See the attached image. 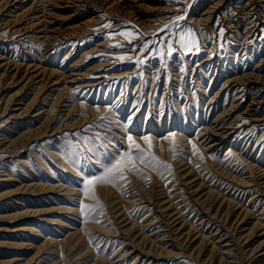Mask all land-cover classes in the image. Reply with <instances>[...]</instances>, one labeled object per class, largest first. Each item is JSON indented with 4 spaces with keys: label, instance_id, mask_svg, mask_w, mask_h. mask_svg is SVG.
Returning <instances> with one entry per match:
<instances>
[{
    "label": "rangeland",
    "instance_id": "obj_1",
    "mask_svg": "<svg viewBox=\"0 0 264 264\" xmlns=\"http://www.w3.org/2000/svg\"><path fill=\"white\" fill-rule=\"evenodd\" d=\"M262 117L264 0H0V264H264Z\"/></svg>",
    "mask_w": 264,
    "mask_h": 264
},
{
    "label": "bare ground",
    "instance_id": "obj_2",
    "mask_svg": "<svg viewBox=\"0 0 264 264\" xmlns=\"http://www.w3.org/2000/svg\"><path fill=\"white\" fill-rule=\"evenodd\" d=\"M255 20H256V19H255ZM254 22H255V21H254ZM250 25H251V23H250ZM254 26H255V24H254ZM254 26H253V27H254ZM257 26L259 27V25H257ZM255 28H256V27H255ZM252 32H253V31H252ZM255 32H256V31H255ZM255 32H254V33H255ZM249 33H250V32H249ZM245 48H246V47H245ZM262 60H263V57H262ZM258 61H259V60H258ZM242 69H243V68H242ZM242 69H241V70H242ZM250 69H252V68H250ZM257 69H258V68H257ZM15 70H16V69H15ZM243 70H244V69H243ZM245 70H246V69H245ZM239 71H240V70H239ZM247 72H248V71H247ZM245 73H246V72H245ZM245 73H243V74H245ZM249 73H251V71H250ZM246 74H247V73H246ZM240 75H241V74H240ZM240 75H239V76H240ZM251 75H252V74H251ZM233 76H234V75H233ZM241 76H242V75H241ZM241 76H240V78H241ZM235 78H236V77H235ZM242 78H243V77H242ZM42 79H43V78H42ZM230 79H231V78H229V80H230ZM233 80H234V79H233ZM237 80H239V79H237ZM242 80H243V79H242ZM242 80H240V81H242ZM40 81H41V80H40ZM224 81H226V80H224ZM247 81H248V80H247ZM70 82H71V81H70ZM227 82L230 83V81H227ZM231 82H232V80H231ZM39 83H40V82H39ZM42 83L45 84L43 81H42ZM223 83H224V82H223ZM223 83H222V84H223ZM225 83H226V82H225ZM237 83H238V82H237ZM243 83H244V80H243ZM253 83H254V82H253ZM255 83H256V82H255ZM99 84H100V83H99ZM99 84H98V85H99ZM227 84H228V83H227ZM88 85L91 86L90 83L87 84V87H88ZM242 85H243V84H242ZM40 86H41V84H40ZM44 86H45V85H44ZM93 86H94V85H93ZM223 86H225V85H223ZM223 86H221V87H223ZM38 87H39V86H38ZM226 87H227V86H226ZM235 87H236V86H235ZM249 87H250V86H249ZM249 87H248V89H249ZM257 87H258V85H257ZM92 88H93V87H92ZM232 88H234V86H233ZM38 89H39V88H38ZM41 89H42V87L40 88V91H41ZM242 89H244V87H243ZM252 89H253V87H252ZM254 89H256V88H254ZM254 89H253V91H254ZM42 90H43V89H42ZM236 90H237V89H236ZM234 91H235V90H234ZM248 91H249V90H248ZM38 92H39V91H38ZM255 92H256V91H255ZM34 93H35V92H34ZM36 93H37V91H36ZM36 93H35V94H36ZM35 94H34V96H33V94H32V98H31V100L33 99V97L35 98ZM37 94H38V93H37ZM234 94H235V93H234ZM245 94H246V93H245ZM249 94H250V92H249ZM38 95H39V94H38ZM241 95H242V94H241ZM247 95H248V94H247ZM40 96H41V95H40ZM251 96H252V95H251ZM42 97H43V96H42ZM56 98H57V97H56ZM251 98H252V97H251ZM12 99H13V98H12ZM12 99H11V100H12ZM35 99H36V98H35ZM41 99H42V98H41ZM14 100H16V99L14 98ZM250 100H251V99H250ZM19 101H20V100H19ZM19 101H18V103H19ZM37 101H38V99H37ZM46 101H47V100H46ZM54 101H55V99H54ZM54 101H53V102H54ZM7 102H9V99H7V100L5 101V103H3V104H6ZM50 102H51V101H50ZM55 102H56V101H55ZM248 102H249V101H248ZM20 103H21V102H20ZM33 103H35V102H33ZM57 103H58V101H57ZM57 103H56V104H57ZM238 103H240L239 100H238ZM27 104H28V102L26 103V105H27ZM49 104H50V103H49ZM53 104H55V103H53ZM248 104H249V103H248ZM23 105H24V104H23ZM27 106H28L27 108L29 109V104H28ZM51 106H52L53 108L55 107V106H53L52 104H51ZM235 106H236V105H235ZM246 106H248V105H246ZM23 107L25 108V109H23V110H25V112H26V110H27L26 106H23ZM31 107H32V106H31ZM41 109H42V107H41ZM54 109H55V108H54ZM236 109H237V108H236ZM245 109H246V108H245ZM245 109H244V110H245ZM43 110H44V108H43ZM41 111H42V110H41ZM50 111H51V110H50ZM52 111H53V110H52ZM52 111H51V112H52ZM44 112H45V111H44ZM53 113H54V112H53ZM47 114H48V110H47ZM13 115H14V114H13ZM15 115H16V114H15ZM45 115H46V114H45ZM57 115H58V114H57ZM47 116H49V115H46L45 117H47ZM226 116H227V115H226ZM52 117H53V116H52ZM213 117H214V116H213ZM224 117H225V116H224ZM50 118H51V117H50ZM54 118H55V117H53V119H54ZM207 118H208V117H207ZM262 118H264V117H262ZM262 118H261V119H262ZM45 119H46V118H45ZM230 119H231V118H230ZM252 119H253V118H252ZM55 120H57V119H55ZM62 120H63V119H62ZM210 120H211V119H210ZM52 121H53V120H52ZM59 121H60V120H59ZM208 121H209V120H208ZM49 122H50V120H49ZM49 125H50V124H49ZM238 125H239V124H238ZM249 125H250V124H249ZM210 126H211V125H210ZM232 126H233V125H232ZM220 127H221V126H220ZM236 127H237V126H236ZM246 127H247V126H246ZM246 127H244V128H246ZM255 127H256V126H255ZM222 128L224 129V127H222ZM222 128H220V129H222ZM232 128H233V127H232ZM211 129H212V128H211ZM234 129H235V127H234ZM207 130H208V129H207ZM235 130H236V129H235ZM253 130H254V129H253ZM209 131H210V130H209ZM232 131H233V130H232ZM217 132H218V131H217ZM217 132H216V133H217ZM228 132H229V131H228ZM235 132H236V131H235ZM229 133H230V132H229ZM206 134H207V132H206ZM213 134H214V132H213ZM213 134H212V135H213ZM246 135H247V134H246ZM209 136H210V135H209ZM222 136H223V135H222ZM222 136H221V137H222ZM202 137H203V136H202ZM214 137H215V136H214ZM218 138H219V137H218ZM219 139H220V138H219ZM215 141H216V140H215Z\"/></svg>",
    "mask_w": 264,
    "mask_h": 264
},
{
    "label": "snow or ice",
    "instance_id": "obj_3",
    "mask_svg": "<svg viewBox=\"0 0 264 264\" xmlns=\"http://www.w3.org/2000/svg\"><path fill=\"white\" fill-rule=\"evenodd\" d=\"M168 54H169V55L172 54V49H169ZM161 55H163V53H161ZM121 59H123V58H121ZM129 139H130V138H129ZM137 147H138V146H137ZM95 182H101V183H104V182H107V178H106V177H97ZM92 184H94V181H93V180H88V181L86 182V186H87V185H92Z\"/></svg>",
    "mask_w": 264,
    "mask_h": 264
}]
</instances>
